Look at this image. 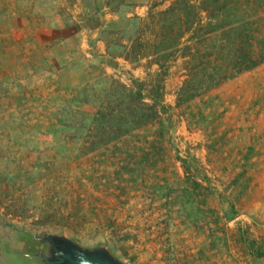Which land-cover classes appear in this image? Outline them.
Segmentation results:
<instances>
[{
	"label": "rangeland",
	"instance_id": "rangeland-1",
	"mask_svg": "<svg viewBox=\"0 0 264 264\" xmlns=\"http://www.w3.org/2000/svg\"><path fill=\"white\" fill-rule=\"evenodd\" d=\"M228 1L241 15L264 0ZM169 4L0 0V264H35L4 243L28 249L26 231L106 242L128 264H264V62L184 101L178 55L155 119L110 141L86 120L121 84L146 92L157 66L122 54Z\"/></svg>",
	"mask_w": 264,
	"mask_h": 264
},
{
	"label": "trees",
	"instance_id": "trees-1",
	"mask_svg": "<svg viewBox=\"0 0 264 264\" xmlns=\"http://www.w3.org/2000/svg\"><path fill=\"white\" fill-rule=\"evenodd\" d=\"M235 4L238 3L230 4L228 0H170L168 7L154 17L157 26L154 36L144 39L141 30L138 36L131 37L122 54L129 61L150 58L157 66L153 80L146 92L144 80L134 79L133 89L121 84L122 95L116 105L102 103L94 115L86 119L97 131L95 136L110 141L128 133L132 127L152 121L165 110L163 81L169 62L178 55L188 60L178 91V100L183 98L184 101L263 63L264 49L255 50L254 41L258 38V16L264 11V1L255 13L243 10L241 15L234 11ZM208 45L213 52L201 50ZM145 99L150 103L144 102ZM109 129L117 133L111 135ZM256 255L264 256V252L257 251Z\"/></svg>",
	"mask_w": 264,
	"mask_h": 264
},
{
	"label": "water",
	"instance_id": "water-1",
	"mask_svg": "<svg viewBox=\"0 0 264 264\" xmlns=\"http://www.w3.org/2000/svg\"><path fill=\"white\" fill-rule=\"evenodd\" d=\"M29 248L14 250L4 243L10 252L30 259L35 264H128L110 249L106 242L84 245L62 232L26 231Z\"/></svg>",
	"mask_w": 264,
	"mask_h": 264
},
{
	"label": "flooded vegetation",
	"instance_id": "flooded-vegetation-1",
	"mask_svg": "<svg viewBox=\"0 0 264 264\" xmlns=\"http://www.w3.org/2000/svg\"><path fill=\"white\" fill-rule=\"evenodd\" d=\"M29 239V238H28Z\"/></svg>",
	"mask_w": 264,
	"mask_h": 264
}]
</instances>
